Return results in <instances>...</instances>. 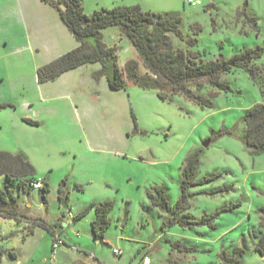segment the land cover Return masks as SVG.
I'll list each match as a JSON object with an SVG mask.
<instances>
[{"label":"rangeland","instance_id":"1","mask_svg":"<svg viewBox=\"0 0 264 264\" xmlns=\"http://www.w3.org/2000/svg\"><path fill=\"white\" fill-rule=\"evenodd\" d=\"M209 1L192 5L187 0H82V5L87 14L102 7L131 5L178 13L185 38L196 37L193 50L207 58L231 56L257 45L264 48V0H214L216 8H208ZM241 7L255 21H246L245 16L237 19ZM192 26L200 30L194 34ZM118 28L103 29L104 39H114ZM172 39L176 47L188 48L184 40L174 35ZM120 41L116 42L118 65L123 68L129 57L138 56ZM14 44H0V100L8 99L14 105L0 110V147L5 145L14 156L32 164L36 177L45 175L50 180L53 189L46 198L50 213L66 208L57 198L56 186L61 185L71 211L84 209L91 201H113L106 232L109 239L106 236L100 244L110 255L119 246L124 254L133 249L128 255L134 258L137 248L139 256L143 252L150 255L152 264H169L170 253L179 248L185 255L180 264H222V251L234 255L240 247L241 264H264V257L254 250L258 241L254 232L260 228L257 209L264 204V153L250 152L242 120L249 107L264 103V52L255 60L262 68L255 80L234 67L222 75L229 90L205 83L201 94L216 92L213 105L206 107L182 95L162 100L156 90L132 82H127L125 90L111 91L104 80L92 78L91 64L66 80L38 85L36 69L48 63L49 57L43 52L14 51L18 41ZM139 69L145 72L141 61ZM22 117L38 125L22 123ZM195 149L201 152L193 180L215 177L187 188L185 211L190 220L219 211L210 222L214 227L172 223L169 213L147 196L150 187L164 185L173 209L181 195L183 163ZM18 202L20 212H44L39 190L33 197L22 193ZM92 214L89 210L81 218V229L87 228ZM182 218L183 214L177 219ZM24 235L23 221L0 217V244L5 249L1 264H69L78 257L76 252L68 253L64 261L55 251L52 258L50 236L44 228L28 234L25 243ZM121 235V241L114 239ZM9 250L20 255L19 262ZM86 262L95 260L88 256Z\"/></svg>","mask_w":264,"mask_h":264},{"label":"trees","instance_id":"2","mask_svg":"<svg viewBox=\"0 0 264 264\" xmlns=\"http://www.w3.org/2000/svg\"><path fill=\"white\" fill-rule=\"evenodd\" d=\"M56 9L62 22L77 42V46L59 57L39 66L36 69V78L39 83L52 81L66 71L91 63H99L100 68L92 72V78L99 81L106 79L111 91L125 90L127 82H132L143 89L156 90L157 96L162 100L172 101L175 95H182L200 106L211 107L213 95L200 93L205 83L218 90H229V83L222 79V75L231 71L234 67L245 70L255 80L262 71L255 60L261 57L264 48L260 45L247 47L226 58L222 54L218 57H204L200 51L193 50L197 38L183 34L180 24L182 21L178 13L153 12L142 10L139 5L115 6L113 8H99L87 14L84 11L82 0H42ZM244 8L242 10L244 12ZM111 26H118L122 35L130 41L134 47L137 58L125 61L123 68L118 65V46L107 45L103 39L102 30ZM194 34L200 30L198 26H192ZM172 35L184 40L188 48H180L174 45ZM140 61L145 72H141ZM33 124L36 121L28 120ZM245 123L244 142L253 155L264 153V103L254 104L243 114ZM136 126V124H135ZM200 149H195L188 156L182 166L181 195L171 209L164 185H154L147 190V196L151 202L161 211L169 213V221L178 222L180 225L209 224L219 211L212 215H204L200 220H190L186 213V199L189 195L187 188L190 185H200L211 181L215 175L204 177L200 181H194L196 167L200 161ZM0 158V175H4L0 185V215L6 218L22 217L16 205V198L12 195V178L8 172H2ZM28 164L27 161H24ZM38 178L20 179L16 187H20L25 193L32 189L30 183ZM14 181V180H13ZM63 183V182H62ZM49 184L44 181L39 189L42 203H46ZM58 198L66 193L58 189ZM213 193V192H212ZM67 196H65L66 198ZM113 208V201H91L79 212V216L87 211H94L91 222V231L94 238L103 241L106 229L110 225L109 213ZM260 214V228L254 232L258 238L254 250L264 256V204L258 209ZM183 214L182 219H177ZM36 220V219H34ZM36 225L43 226L41 222ZM179 247L178 245H176ZM179 249V248H178ZM180 250V249H179ZM4 247L0 244V264L4 256ZM181 251V250H180ZM185 251H188L187 249ZM243 249L235 248L234 255H228L225 251L220 253L223 264H241ZM8 254L16 258V253L9 250Z\"/></svg>","mask_w":264,"mask_h":264},{"label":"crops","instance_id":"3","mask_svg":"<svg viewBox=\"0 0 264 264\" xmlns=\"http://www.w3.org/2000/svg\"><path fill=\"white\" fill-rule=\"evenodd\" d=\"M246 3V2H245ZM247 5V3H246ZM208 8L211 7H217L214 0H210L208 5ZM244 8V12H242ZM237 19L242 20L243 16H245L246 21H255L256 17L252 16L250 12H248L246 7L238 8L236 11ZM245 31V30H244ZM246 32V31H245ZM104 39V34H103ZM118 40H121L120 43L125 44L126 49H130L132 51L131 53H134L135 49L134 47L127 42V39L124 35H122L120 29L116 30L114 39H111L110 41H107L104 39L107 45H117L116 42ZM18 41V44H16V47L14 48V51H28L31 53H45L49 59H47L45 62H49L60 55L66 53L67 51L75 48L77 46V42L74 39L73 35L70 33L66 25L62 22L60 19L58 12L54 7L49 5L48 3L43 2L42 0H0V44L7 45L9 43H13ZM115 42V43H114ZM114 43V44H113ZM15 45V44H14ZM119 46V45H117ZM134 49V50H133ZM226 58L230 56H225ZM129 57L128 59H130ZM127 59V60H128ZM136 59V58H135ZM87 65V64H85ZM91 65H94L93 71L98 70L100 68L99 63H91ZM82 66H79L75 69L69 70L61 74L58 78L52 81H63L72 75V73H75L76 71H79ZM92 76V75H91ZM104 80L106 82V79L102 77L99 81ZM37 81V78H36ZM51 82V81H47ZM44 83H38V85L45 84ZM107 85V83H106ZM108 87V86H107ZM109 89V88H108ZM121 91V90H120ZM6 107H14L12 103L8 101V99H2L0 100V110ZM28 120H32L27 117H22V123L26 124H32V125H38V121H36V124H33ZM33 121V120H32ZM35 121V120H34ZM0 158L1 160V167L2 172H8L11 174L12 180V195L16 198V205L18 207V211L20 214H22V217H18L17 220L23 221L25 219H36L40 220L41 224H44L43 226L35 225L32 229L29 231L25 230L23 228V231L25 232V235L23 236L24 243L28 241V234H33L37 229L44 228L49 233L50 238H48V248H50L52 252V244L54 237L53 235L55 233H58L61 238H63L62 246H58L57 251L59 258H64V261L68 259L67 255L68 253L73 254V252H76L78 257L72 262H68L69 264H140V259L144 254L142 253L140 256L138 255L137 248L134 249V258L131 255H128L129 253H133V249H125L128 251L123 252L122 247L118 248L119 244L118 242L114 244L118 247H113L112 252H114V249L120 250V253H112L110 255L109 253H106L102 251V248H100V244H103L104 238L109 239L108 235H106V232L104 234L103 241L94 238L92 231H91V222L94 218V211L92 217L89 218L88 223L89 225L87 228H80L82 224L81 219L84 215L79 216V212L82 210V208L75 209L76 211H72L73 217H69L66 213L68 209H72L68 204V202L62 198L59 199V202L65 203L64 205L66 208L63 210H59L58 212H49L48 208L45 205L44 212L37 213L35 215H31L28 213L20 212L19 208V202L18 198L21 196L22 193H25L20 187H16V182L20 179H30V178H38L42 181V184L44 181H47L49 184L50 191L53 189L50 180L48 181L47 177L45 175H39L35 176L34 173L36 172L35 167L28 162V164H25L22 160V156H14L12 151L7 150V147L3 145V147H0ZM30 175L31 177H28ZM4 178V175H0V184L2 182V179ZM79 186V185H78ZM59 187L56 186L57 193ZM35 190L29 189V193H27L30 197H33V192ZM67 193V191H66ZM47 198V197H46ZM67 199V198H66ZM89 203V202H88ZM68 204V205H67ZM31 206V204H29ZM40 206V205H39ZM64 206V207H65ZM41 208L43 206H40ZM110 214V213H109ZM2 218H6L4 216H1ZM24 227V226H23ZM27 234V236H26ZM3 236L2 238H4ZM123 236H116L114 238L116 241H121ZM1 238V239H2ZM125 240H129L130 238L125 237ZM92 240L93 246L90 247L89 241ZM133 242V240H131ZM66 246L65 247H63ZM110 244L108 243L107 246ZM111 246V245H110ZM111 248V247H110ZM101 249V251H100ZM127 253V254H126ZM228 255H231L227 253ZM149 255V254H148ZM89 257H92L95 262H86V259ZM185 255L183 251H180L179 249H176L170 253V259L169 264H180L183 262ZM261 257H264L261 255ZM17 261L20 260V255L16 253ZM45 259V257H43ZM134 261V262H133ZM223 264V261H222Z\"/></svg>","mask_w":264,"mask_h":264},{"label":"built area","instance_id":"4","mask_svg":"<svg viewBox=\"0 0 264 264\" xmlns=\"http://www.w3.org/2000/svg\"><path fill=\"white\" fill-rule=\"evenodd\" d=\"M187 2L192 5L201 4V0H187ZM30 186L32 190H39L42 187V181L40 179L34 180L30 183ZM66 213L69 217H73V213L70 209H68ZM37 222H40V220L25 219L23 228L29 231L36 225ZM53 237H54V240L52 244V258L54 257V252L57 249V247L63 243V238H61L58 233H55ZM113 251L114 253H118V254L120 253V250L118 249H114ZM140 264H152L150 255L144 254L140 259Z\"/></svg>","mask_w":264,"mask_h":264},{"label":"water","instance_id":"5","mask_svg":"<svg viewBox=\"0 0 264 264\" xmlns=\"http://www.w3.org/2000/svg\"><path fill=\"white\" fill-rule=\"evenodd\" d=\"M207 143H208V142H207ZM207 143H206V144H207Z\"/></svg>","mask_w":264,"mask_h":264}]
</instances>
